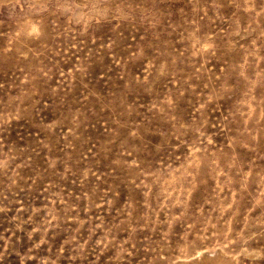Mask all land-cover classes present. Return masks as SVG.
<instances>
[{"label": "rangeland", "instance_id": "1", "mask_svg": "<svg viewBox=\"0 0 264 264\" xmlns=\"http://www.w3.org/2000/svg\"><path fill=\"white\" fill-rule=\"evenodd\" d=\"M0 264H264V0H0Z\"/></svg>", "mask_w": 264, "mask_h": 264}, {"label": "bare ground", "instance_id": "2", "mask_svg": "<svg viewBox=\"0 0 264 264\" xmlns=\"http://www.w3.org/2000/svg\"><path fill=\"white\" fill-rule=\"evenodd\" d=\"M208 260V259H207Z\"/></svg>", "mask_w": 264, "mask_h": 264}]
</instances>
